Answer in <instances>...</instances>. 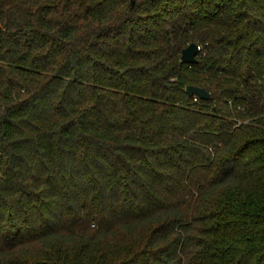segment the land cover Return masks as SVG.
Here are the masks:
<instances>
[{
  "label": "trees",
  "instance_id": "1",
  "mask_svg": "<svg viewBox=\"0 0 264 264\" xmlns=\"http://www.w3.org/2000/svg\"><path fill=\"white\" fill-rule=\"evenodd\" d=\"M130 2L0 0V264H264V0Z\"/></svg>",
  "mask_w": 264,
  "mask_h": 264
},
{
  "label": "water",
  "instance_id": "2",
  "mask_svg": "<svg viewBox=\"0 0 264 264\" xmlns=\"http://www.w3.org/2000/svg\"><path fill=\"white\" fill-rule=\"evenodd\" d=\"M131 5H135V0H131ZM201 51V46L195 42L190 43L182 51V60L187 63H194L198 60V54ZM187 93L189 95H197L203 99H210L211 94L205 87L197 85H188Z\"/></svg>",
  "mask_w": 264,
  "mask_h": 264
}]
</instances>
